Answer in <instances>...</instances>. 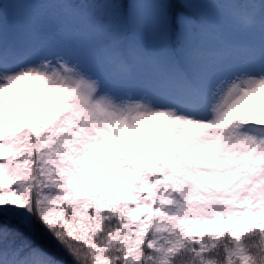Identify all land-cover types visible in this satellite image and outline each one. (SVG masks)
<instances>
[{
    "label": "snow or ice",
    "instance_id": "snow-or-ice-1",
    "mask_svg": "<svg viewBox=\"0 0 264 264\" xmlns=\"http://www.w3.org/2000/svg\"><path fill=\"white\" fill-rule=\"evenodd\" d=\"M0 264H264V0H0Z\"/></svg>",
    "mask_w": 264,
    "mask_h": 264
},
{
    "label": "rangeland",
    "instance_id": "rangeland-1",
    "mask_svg": "<svg viewBox=\"0 0 264 264\" xmlns=\"http://www.w3.org/2000/svg\"><path fill=\"white\" fill-rule=\"evenodd\" d=\"M57 10H59V7H58V9Z\"/></svg>",
    "mask_w": 264,
    "mask_h": 264
}]
</instances>
